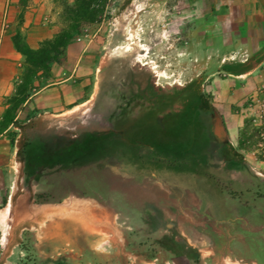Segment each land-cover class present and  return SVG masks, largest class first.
I'll return each mask as SVG.
<instances>
[{
  "label": "rangeland",
  "instance_id": "374dc122",
  "mask_svg": "<svg viewBox=\"0 0 264 264\" xmlns=\"http://www.w3.org/2000/svg\"><path fill=\"white\" fill-rule=\"evenodd\" d=\"M73 2L74 0H18L20 13L23 8H27L30 15L33 11L38 14L42 35L45 34L40 44L45 41L50 44V57H55L58 66H61L60 69L57 67L58 77L67 76V70L64 69L67 65L60 62L69 49V54H81L86 59V70H83L81 76L86 75L87 71L89 79L86 87L81 85L85 88L86 100L71 109V112L52 117L33 108L29 117L20 119L19 123L23 124L17 144V176L9 188L11 199L7 203L8 226L1 232L0 238L3 245L7 239V243L14 241L20 246L27 245L30 250L21 256L19 252H13L7 263H51L52 257L47 249L40 256L32 249L34 229L31 230L30 224L33 221L27 218L26 212L27 207L38 209L45 206L46 202L54 205L58 220L72 215L66 218L77 222L81 221L80 213H86L88 204L90 209H93V205L101 206L100 209L106 214V228L111 232L112 226H119L123 234L122 237L120 235V241L125 242L129 236L132 237L137 244L132 243V248L138 256H144V250L135 248L142 246L144 239L149 240L150 237H145L148 226H170L177 238H185L188 243H192L201 236L195 232L202 230L204 225H209L212 229L223 228L226 235H232L234 243L238 241L233 248L239 252L240 249L245 250L248 259L255 258L256 253L264 261V252L259 253V249L254 250L255 246L251 245L252 242L261 241L255 240L258 234L256 232L264 226V217L252 218L262 211L264 214V185L258 182L260 179L264 183V175L257 171L256 166L264 160V83L259 84L255 91L253 89L255 94L246 96L242 103L230 106L231 112L240 119L236 128L239 129L237 137L229 145L241 156L244 170H231V174L222 172L217 175L219 180L215 188L210 180L200 181L208 186H202L207 191L202 203L207 210H203V213L209 218H201L206 222L202 224L198 215L193 214L194 209L187 210V204L193 202L182 199L175 189L166 192L164 187L160 188L158 185H161L160 182L163 186L174 184L175 172L174 175H168V171L164 170L161 174L153 175L149 168L156 161L148 157L144 160L146 164L128 163L121 159L120 154L124 152L122 149L119 154L115 150L114 154L104 156L101 143L106 135L114 132L128 135L131 140L127 141L131 145H134L132 141L136 138L139 141L143 138L146 143L153 142L157 146H168L176 151L180 149V152L191 149L193 155L183 157L192 163H204L201 160L204 154L200 152L204 148H210L213 153L209 155L220 162L224 157L220 153L221 147L225 142L229 143V139L227 130L225 134L220 127V113L218 115L210 100L214 96L212 90L215 89V78H218L216 75H223L218 73L222 72V66L218 65L226 60L222 63V59L209 57L203 41L200 50H195L193 54V39L196 35H193L188 26L190 16L187 10L191 8L188 7V0L96 1L94 5L97 11L93 20H81L77 29L74 32L68 31L70 34H67L68 9ZM58 34L61 39L67 35L66 45L56 44L55 47L51 44L56 42L54 37ZM82 48L85 50L81 53ZM142 52L147 53V58L145 55L138 56ZM234 60L233 58L231 62ZM147 61L150 62L149 68L143 67ZM234 63L233 65H239V62ZM194 89L212 107L204 115L201 114L204 127H197L188 120L196 109L193 110L196 103L192 96ZM213 115L218 117L219 123L215 122ZM94 132L97 133L94 135ZM206 135L209 141H205ZM28 140L31 145L27 148ZM41 140L48 141L44 143ZM111 144V148H121L116 141L111 140ZM52 145L56 149L51 148ZM131 145H127L128 148ZM145 149L146 147H139L138 152ZM131 150L133 148L129 149ZM28 159H43L50 165L33 166ZM53 159L60 169H55ZM138 165L146 168L139 169ZM246 178L248 179L245 180ZM240 183L243 187H240ZM158 197H164L165 200ZM136 201V209L151 210L153 213L150 214L149 224H146L145 229L140 228V222L130 219L129 213L134 209ZM182 210H187L192 217H182ZM156 212L158 215L154 217ZM244 213L252 216H249L248 221L243 219L236 223L234 216ZM101 226L105 225L100 224V228ZM262 231L259 235L264 237V229ZM157 232L159 230L152 235L158 236ZM24 234L26 240L22 238ZM204 234L207 238L208 233ZM94 235L98 234L94 232ZM108 235L111 237L112 233ZM220 236L223 238V233ZM65 238H70L80 246V228L77 234L61 236L63 242H68ZM215 246L213 258L220 261L226 252L221 249V244ZM80 250L77 249V254L86 252ZM227 250L230 251V245ZM55 252L62 259L66 256L65 251L58 249ZM229 253L234 259L235 250ZM155 255L161 256L160 253ZM1 262L6 261L2 259Z\"/></svg>",
  "mask_w": 264,
  "mask_h": 264
},
{
  "label": "crops",
  "instance_id": "0c3cea01",
  "mask_svg": "<svg viewBox=\"0 0 264 264\" xmlns=\"http://www.w3.org/2000/svg\"><path fill=\"white\" fill-rule=\"evenodd\" d=\"M188 2V7H191L187 10L188 16H190V19L187 20L188 26L193 35H196V38L193 39V54L195 50H200V44L203 41L209 57L214 56L215 59H222V63L226 60L223 64L221 63L222 65H218L222 66V72L218 73L223 75H216L218 78H215V89L212 90L214 96H212L210 104L215 107L218 115L220 113L221 116H218L222 122L220 127L225 131V134L227 130L229 139L227 141L229 144H233L239 130L236 128H238L237 122L240 118L238 119L236 114L231 112L230 106L242 103L246 96L254 93L253 89L255 91L259 84L264 83V0H188ZM26 10L27 8H23L20 13L18 0H0V235L8 226L7 203L11 199L9 188L14 183V177L17 176L16 155L19 152L17 144L23 124V122L19 123L20 119L29 117L33 108H38L41 112L52 117L71 112V109L73 110L86 100L84 97L87 94L81 85L86 87L89 79L87 71L86 75L81 76L83 70H86V59L82 58L81 54L80 56L69 54V47H67L65 57L60 62V64L66 63L67 66H64V69L67 70L65 72L67 76L58 77L57 67L60 69L61 66H58L59 63L54 57L49 63L46 73L39 75L40 70H38L35 73L37 75L32 76L25 87L22 86V77L27 67L23 48L37 50L42 38L45 37V34L42 35L43 29L39 26L38 14L33 11L30 15ZM84 50L82 48L81 53ZM144 54L147 58V53L144 52ZM233 58L234 62H239V65H233L235 64L231 62ZM216 62L218 61L216 60ZM25 88L28 89L27 96L23 92ZM232 122L237 124H232ZM29 142L31 141L28 140ZM212 153L213 151H210L209 154ZM208 158H210L208 163L203 165L173 164L166 167L157 164L149 169L153 175L161 174L164 170L168 171V175L176 173L174 184L163 186L160 182L161 185H158L160 188L164 187L166 192L175 189L182 199L193 202V204H187V210L194 209L193 214L198 215L202 224L206 223L204 218H209L203 213V210H207L202 203L207 196V191L203 190L202 186H208L201 184L200 181L202 179L210 180L215 188L217 180H219L217 175L223 171L231 174L230 171L234 170L227 167V164L222 161L216 162V159L211 156ZM256 166L257 171L264 175V160L257 163ZM165 167L166 169H164ZM169 172L173 174H169ZM258 182L264 185L262 180L259 179ZM241 184L240 187H243ZM242 196L243 194L240 195V197ZM158 198H161L162 201L165 200L164 197ZM44 204L45 206H40L38 209L27 207L26 212L27 218L33 221V224H30L31 230L34 229L32 249L38 256L47 249L52 257L50 264H264V261L256 253H254L255 258L252 257L250 260L245 250L240 249L243 253L233 248V245H237L238 241L234 243L235 238L232 235H226L227 232L225 233L223 228L212 229L209 225H204L202 230L198 229L195 232L201 236L194 239L192 243L191 241L188 243V239L177 238L175 231L170 226H148L145 237H150L149 240L144 239L143 245L136 247L137 244L130 236L127 241H120V235L122 237L123 234L119 226H112L111 232H109L105 223L106 214L99 205L96 207L92 204L94 207L90 209L88 204L86 215L80 213L81 221L77 222L74 219L66 218L72 215L63 216L64 218L58 220L54 205L49 202ZM136 206L137 201L134 209L129 213L130 219H134L136 223L140 222V228L145 229L150 214L153 213L151 210L136 209ZM187 210L181 211L182 217H192L186 212ZM237 212L239 213V211ZM157 215L156 212L153 216ZM224 215L226 217V214ZM249 216L252 215L249 213L235 215L234 221L236 223L242 222L243 219L248 221ZM259 217L261 219L264 217L263 211L256 217L252 216L256 219ZM100 224L105 226L100 228ZM261 227L260 230H257L258 234L255 239L261 241L251 244L255 246L254 250L259 249V253L264 252V237L259 235L264 226ZM78 228H80L82 236L80 246L70 238H65L68 242L61 240L62 235L77 234ZM157 230H159L157 232L159 235L154 237L152 233ZM94 232L98 235H94ZM108 233H112V236L110 237ZM204 233H208L207 238ZM222 233L223 238L220 236ZM24 237L25 234L22 238ZM24 240L26 239L24 238ZM7 241L6 239L3 245L0 238V264H8V260L15 251L19 252L21 256L30 250L27 245L20 246L21 244H15L14 241L8 243ZM42 242L45 244L43 245ZM132 243L136 245L135 250L137 248L144 250V256H138L133 251ZM218 244H221V249L226 252L221 257V262L213 258L215 245ZM229 245L231 253L235 250L234 259L231 257L232 254L228 255L230 254V251L227 250ZM249 248L248 244L247 250ZM58 249L65 251L66 256L64 255L63 259L56 255L55 251ZM77 249L86 250V252L77 254ZM154 251L157 254L160 253L161 256H156ZM2 259L6 262H1Z\"/></svg>",
  "mask_w": 264,
  "mask_h": 264
},
{
  "label": "trees",
  "instance_id": "16d2710c",
  "mask_svg": "<svg viewBox=\"0 0 264 264\" xmlns=\"http://www.w3.org/2000/svg\"><path fill=\"white\" fill-rule=\"evenodd\" d=\"M96 1L100 2L103 0H74L72 6H70L68 9L69 25L67 28L68 29L67 34H70L68 31L74 32L77 29L81 20H83L84 22H91L93 20L94 15L96 14V11H97L96 6L94 5L95 4L94 2H96ZM54 40L56 42L55 43L52 42L51 44L55 45V47H56V44L57 45L61 44V46L66 45L65 43L67 41V35H64L63 38L61 39V37L58 34V36L56 35L54 37ZM49 45H48V41H45L44 44H39L40 47L37 50H30L28 48L27 49L23 48L24 60L27 63L26 70H25L24 75L22 77V79H23L22 80V86L23 87L26 86L27 82L30 80V78L32 76L37 75V74L35 75V73L38 70H40L39 75H42V74L47 72L48 67H49V63L52 60V58L50 57L52 52L49 51V49H48ZM39 75H38V77H39ZM39 84H42V83H39ZM19 91H21V90H19ZM23 92H24V95L27 96L26 93L28 94V89L25 88ZM198 92L199 91L197 89L193 90L192 96L194 97V100L196 102L193 110L195 108L196 109H195V112L193 114L189 115L188 120L197 127L198 126L204 127L203 123L201 121V118H200L201 114L204 115V113L207 112V110L211 109L212 107H211V105H207L208 103L205 102V100L200 97ZM196 105H198V106L196 107ZM218 123H219V120H218ZM96 133L97 132H94V135ZM111 140L116 141L118 143L117 146H119L121 148L118 149V148H116V146L111 148L112 147ZM127 140H131V139L126 134L122 135L120 133H114V132L109 133L108 135H106V137L102 140L103 142L101 143V144H103L102 149H101L102 155L105 156L106 154H109V155L114 154L115 150L118 152L117 154H119V152L122 149L124 152L120 155H121L122 159H125L124 161H126L128 163H137L139 165H142L144 163V160L149 157L150 160L156 161V163L152 167H155L157 164L158 165L161 164L164 166L173 165V164H182V165H185V164L186 165L202 164L203 165V164L208 163V160H210V158H208L210 156L209 155L210 148H204L203 152H200V153L204 154V157L201 158V160L204 163H202L200 161H194L192 163L190 161H187L186 157H185V159L183 157V156H188L189 154L193 155V151L191 149H189V151H181L180 152V149H178V151H176V149H172V148L170 149V148H168V146L160 147V146L155 145L153 142L152 143H148V142L146 143L143 138H140V141L137 139L132 141V142H134V145H136V146H134V145L129 144V142ZM205 141H209L208 135L205 136ZM30 145H31V142L27 143L26 147L28 148V146H30ZM127 145H131L132 147H130V148H133V150L129 151L130 148H128ZM50 147L56 149V146L52 145ZM139 147H146V149L143 152L142 151L138 152ZM208 147H210V146H208ZM88 149H90V148H88ZM235 152L236 151L231 147V145H229V143L225 142L223 144V146L221 147L220 153L223 154V156H224L223 159H221V161L224 163H229L227 165H229L231 167V169L242 172L244 170V168H243V165L241 164V156L237 155V153H235ZM53 161H54L53 164L57 163L54 159H53ZM28 162L33 166H41V165L48 164L43 159L39 160V161L28 159ZM230 163H232V164H230ZM144 164H146V163H144ZM48 165H50V164H48ZM138 168L142 169V168H146V166H139ZM151 168H149V169H151Z\"/></svg>",
  "mask_w": 264,
  "mask_h": 264
},
{
  "label": "flooded vegetation",
  "instance_id": "af4514ba",
  "mask_svg": "<svg viewBox=\"0 0 264 264\" xmlns=\"http://www.w3.org/2000/svg\"><path fill=\"white\" fill-rule=\"evenodd\" d=\"M142 50H144V49H142ZM138 54H139L138 56H141V55L144 56V55H145L144 52H142L141 54H140V53H138ZM137 62H138V61H137ZM149 63H150V62L147 61L146 63H144L143 67H144V66H145V67L148 66V68H149V67H150V66L148 65ZM155 76H156V75H155ZM213 116L215 117V118L213 117L214 120H215V122L217 121V123H218V120H219L218 117H217L216 115H213ZM213 118H212V119H213ZM136 139H137V138H136ZM54 165H55V169H60L59 165H56V164H54ZM56 167H58V168H56ZM38 172H39V171H38Z\"/></svg>",
  "mask_w": 264,
  "mask_h": 264
}]
</instances>
